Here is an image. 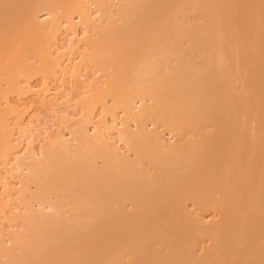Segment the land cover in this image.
Returning a JSON list of instances; mask_svg holds the SVG:
<instances>
[{
  "label": "bare ground",
  "instance_id": "bare-ground-1",
  "mask_svg": "<svg viewBox=\"0 0 264 264\" xmlns=\"http://www.w3.org/2000/svg\"><path fill=\"white\" fill-rule=\"evenodd\" d=\"M51 1L48 2L50 9L63 4L61 7L66 13L75 4L81 6L80 16L89 21L83 0ZM118 1L117 8H111L108 0H94L102 10V18L107 19L106 25L98 31L99 39L95 42L91 39L95 44L93 50L101 52L94 61L102 66L108 62V65H118L114 67L116 75L106 83L100 95L109 94L115 107L125 114H131V102L134 104L133 98L137 97L141 109L137 115V112L133 113L135 117L129 115L133 121L139 126L144 117L152 116L161 124L174 128L182 143L179 141V147L167 146L170 149L166 147L163 154L144 155L143 158L149 161L147 166L152 167V172L144 170L145 174L133 166V171L124 169L129 160L97 136L96 139L88 134L78 136L79 147L84 150L77 149L78 144L75 150L79 153L72 148L73 153H77L72 156V164L70 154H66L70 161L64 154L71 149L68 143L58 145L61 146L58 149L55 147L57 151L52 145L63 142L50 143L44 150L43 163L32 156L31 164H26L30 165L29 174L21 177V181L27 184L31 182L28 177L33 179L37 193L33 191L31 195L35 200L36 197L38 201L46 200L47 193V198L51 193V196H57L55 202L48 203L52 204L53 212L47 215L44 211V215L39 208L34 215L31 211L34 218L27 213L29 217L26 218L33 221L26 219L27 228L32 232L27 233L30 231L27 229L23 235L11 237V248L0 241L3 247L0 245V252L4 250L3 254L6 252L9 259V262L5 259L8 263L0 259V264H264V0ZM13 13L14 10L10 14L15 19L11 18L14 26L17 22L22 23ZM25 17L29 38L24 37L17 49L11 48L8 38L22 31L25 23L19 24L18 30L13 28V34L8 32V37L6 26L7 31H0V36L6 37L0 42V53L4 50L0 64L8 73L10 89L17 91L23 89L17 76L26 68L32 72H55L54 58L46 45V34L48 36L51 31L47 32L45 26L41 28L42 25L29 18L28 13ZM113 32H116L115 37L113 34L111 37L114 41L110 39ZM127 45L132 52H128V58L134 55L131 57L134 65H129V69L123 66L124 71L119 63L130 64L127 56L121 57ZM34 52L40 58V67L34 68L31 64L29 67L26 63L28 54ZM114 61L119 62L115 64ZM126 72L130 73L129 79ZM122 73H126V83L125 77L122 81ZM1 77L0 83L5 80ZM240 81L243 87L237 90ZM0 93L3 94L1 88ZM5 109L0 106V144L8 146L10 134L1 116L5 115ZM248 121L255 127L249 128ZM141 127L139 134L128 132L130 148L154 143L152 132V135L148 134L149 131ZM154 144L160 150L164 147ZM97 158L103 160V167L94 165ZM52 160H57V164ZM19 164L18 160L17 166L22 169L24 163ZM119 164L125 167L121 168ZM121 169L125 172L120 180L117 174ZM187 198L194 200L198 207L216 208L219 220L202 224L204 227L193 225V215L184 211L182 205L183 199ZM128 201L134 208L127 206ZM64 213H67L66 217ZM189 215L193 217L190 223ZM35 218L42 220L44 225L39 220L34 226ZM180 218L182 222L178 221ZM186 218L187 222L184 221ZM32 226L35 230H47L45 238L53 236L47 238L52 241L42 238L40 250L44 252L39 250V257H34L32 251ZM208 239L211 243H204V247L201 241ZM197 240L203 247L200 255L195 253V248H201L197 249ZM14 245L20 247L16 255L11 251ZM159 247L167 251L162 252ZM42 254H47L45 259Z\"/></svg>",
  "mask_w": 264,
  "mask_h": 264
},
{
  "label": "rangeland",
  "instance_id": "rangeland-1",
  "mask_svg": "<svg viewBox=\"0 0 264 264\" xmlns=\"http://www.w3.org/2000/svg\"><path fill=\"white\" fill-rule=\"evenodd\" d=\"M1 2L2 3L4 2V3L2 4ZM6 2L8 4H6ZM48 2L51 3L52 1L51 0H49V1L48 0H5V1L3 0V1H0V3H1L0 9L3 10V13L5 12L3 14L1 12L2 10H0V12H1L0 13L1 14V16H0V28L2 25V28L0 29V31L5 30V26H6L8 28L7 29L8 31L5 30V31H7L5 35L7 36L10 32H11L10 34H13L12 31H14V29L18 30L17 26H19V24L21 25L23 22L25 23V26H23L24 29L23 30L21 29L22 31H20V29H19L20 32H17L16 34H14L15 36L11 35L8 38V41L11 43V48L17 49V47L22 44L24 37H25V39L29 38L28 37L29 31L26 30L27 26H26V22H25L26 21L25 15H26V13H28L30 15L29 18H31L33 20L36 19V22L38 21L37 23L40 24V26L42 25L41 28L43 26H45L44 28L45 29L47 28V30H46L47 32H48V30L51 31L48 36L46 34V39L48 40V41L46 40L47 41L46 45L49 46L48 47L49 53H50L51 57L53 56L52 57V58H54L53 62H55V64H54L55 65L54 66L55 72L53 71L51 73H41V72H35V71L32 72L30 70V68H26V69L24 68L27 71L23 70L24 72L22 71V73H20L17 76L18 84H20V86L23 87V89L21 91L20 90L17 91V89L12 90V88L10 89L11 86H9L10 84L7 83V78H8L7 74L8 73H6L5 72L6 70L4 71V69H3L5 66H3L2 63L0 64V75L3 78L5 77V80H6V81L5 80L2 81V79H1L2 82L0 83L1 92L3 93L2 95L0 93V95H1L0 106L2 108H6L4 110L5 115L4 116L1 115V116H2V120H4L3 123L4 124L7 123L6 125L8 127V135L10 134L8 136V139L10 138L8 146L0 144V147H1L0 148V241L3 243L2 244L0 242V245L1 244L3 246L7 245L9 248H11V244L13 243V242L11 243V240L15 237L14 235H23L24 233L27 232V229H29V228H27L28 225L26 223V219L29 217L28 214H30V218L31 217L34 218V216H31V213L33 212L32 215H34V213L36 214L35 210H37L39 208H41V209H39L40 211L43 210V211H41L43 214H44V211H45V213H47V215H49V213L51 214L50 211L53 212V210L51 209L52 204L50 203L51 204L50 205L48 203L53 202L57 198V196L56 197L54 195L51 196L52 193L51 194L49 193L50 198H47L48 197V193H47V197L45 196L46 200L40 201L41 199L39 197L40 200L38 201L37 200L38 197H36V200H37L36 201L34 198L35 196L33 197V195H31V192L33 193V191L34 192L37 191V188L34 185L35 182L33 181V179H31V177H28V178H30L29 180H31V182L28 183L29 182L28 181L27 184L25 183V181H21L22 180L21 177L26 176L28 173V169L30 168V165L28 166L26 164H28L30 161L32 162V160H31L32 156L36 157V158L38 157L39 160L41 159L40 161H42L43 157H44L43 153H45L44 150H47V148L50 146L49 145L50 143L52 145V143L57 144L58 141L63 142V143H58L57 146L52 145L56 151H57L58 147L59 148L61 147L58 145L68 143V145L70 146L71 149L67 148L68 151H65L66 153H64V152L63 153L65 155L70 154L69 159L70 160L72 159L74 162V159H73L75 157L74 154L79 153V152H77L78 150H75L77 147V144L79 142L78 136L80 134L83 136L88 134L89 137L95 136L94 137L95 139L97 136L98 140H100L98 138V137H100L101 139H103L107 143L111 144L113 146V149L116 148L118 151L116 149H114V150H116L118 153H120V155L122 157H124V156L127 157V158L124 157V159L129 160V162L126 161L127 167L124 166L125 167L124 168V167H122L123 165H121V164H119V167L124 168V169H130L131 171H133L134 170L133 168H135L136 171H140V172L144 171V170H148V171L152 172V169H151L152 167H149L150 164H148V166H147V162H149V161L147 160V158L144 159L143 157L149 156V155L154 156L157 153L163 154L165 151L164 149L169 148L167 146L171 145L173 147H179V144L181 142V140H179V137L176 136L177 132L174 131V128H169L171 126L167 127L163 123L161 124V122L158 119L155 120L156 118H153L152 116H148V117L143 118L142 122H145V124L141 122L140 125L143 124V125H141L142 127L140 125L138 126L139 123L137 124L135 121H133L134 119L131 118L132 116H129V115L134 116V114H133L134 112L135 113L137 112L136 113V115H137L140 112L139 109H141L140 108L141 103L137 97H136V99L133 98L134 104H133V102H131L132 103L131 104V107H132L131 110H133L131 112V114H125V113H123L124 111L121 108H118V106L115 107L116 104L115 105L113 104L114 100H112L113 98L111 96H109V94H107L108 96L105 94V96L103 95V97H102V95H100V92L104 91V89L106 88V83L109 80H112L114 78V75H116V70H115L116 68H114V67L118 66L115 64L116 63L118 64L119 61L118 62L114 61V63L116 62L114 64L115 66L108 65L109 62L105 63L108 65L107 67L105 64L102 66L100 63L94 61L97 59L95 57H98V55L101 54V52L99 51V53H98L97 49L93 50L94 49L93 46L95 44L92 43L91 39L94 40L93 42H95L96 39L97 40L99 39L98 38V36H99L98 31L101 28L103 29V27L106 25V22H107L106 18H105L106 20L104 19V17L102 18V16H101L102 10L99 6H97L98 4L96 2L94 3V0H83L85 9L87 11L88 19H89V21H88L87 19L85 20V19H83V17L80 16L79 12L80 11L82 12L83 9H81L79 11V9L81 7V6L79 7V5L77 7V5L75 4V6H73L75 8L72 7L73 9L70 7V9H71V10H69L70 12L67 10L68 12L66 13V11H65L66 9L64 7H61L63 5L62 3H61L62 5L57 3L58 4L57 8L55 6H51V9H50V7H48V5L50 3L48 4ZM108 2H109V4L111 3V8L115 7L119 3L118 0H108ZM9 3H12V4H9ZM85 3L87 6L85 5ZM10 5H12V6H10ZM13 5L15 6V8H11V7H13ZM1 7H5V8L3 9ZM52 8H54V9H52ZM115 8H117V7H115ZM16 9L19 11H17ZM13 10L15 12V13H13V16L16 15V16H18L19 21H21V22L23 21L22 23H19L16 20V22H17L16 26H14V24H15L14 20L15 19L10 15V14H12ZM100 10H101V12H100ZM112 10H114V8ZM6 14H8V15H6ZM3 15H4V18L6 21H4V18H2ZM16 16H14V17H16ZM11 18L14 20L12 21ZM90 21H91V23H90ZM6 22H7V24H6ZM118 23H119V21H118ZM118 23L116 24L117 26H118ZM121 24L125 25L124 22H121ZM102 25H103V27H102ZM119 26H121V25L119 24ZM19 28H21V27L19 26ZM91 28H94V29H91ZM9 29H11V30H9ZM31 33H32V31H31ZM115 33L116 32L111 33L110 39L113 36L115 37ZM33 34H34V32H33ZM112 34H113V36H112ZM88 35H89L90 39H89V37H87ZM1 36L3 37V35H1ZM1 36H0V42L2 43L6 39V37L4 36L5 38L3 37V39H2ZM136 37H138V36H136ZM141 37H142V33H141ZM29 40H28V42H29ZM90 40H91V42H90ZM129 40H130V38H128V41ZM112 41H114V40H112ZM126 41H124V42H126ZM128 41L126 44L129 43ZM5 42L3 44H5ZM130 42H131V40H130ZM25 44H26V42H25ZM126 44H123V45L126 46ZM128 45L126 47L127 53H126V51H124V52L122 51L123 53H121V51H120L121 57L123 56L122 58H126L125 56H127V58H128V54L132 53L130 51L131 49L129 48L130 46H128ZM26 46H28V44ZM114 47H115V45L113 46V48ZM0 48H2V47H0ZM108 48H112V47L109 46ZM120 48H122V47H120ZM123 49H124V47H123ZM138 49H140V48H138ZM29 50L31 52V49H28V51ZM33 50H34V48H33ZM3 51L0 53V56L2 55L4 57ZM34 51L36 52V50H34ZM112 51H114V50H112ZM34 53H31L30 55L28 54V57H26L27 58L26 63L29 64V67H31V65H33L34 68H36V66L40 67V65H42L41 61L39 62L40 58H38L39 56L38 57L36 56L37 52L35 53V55H34ZM110 53H111V51H110ZM125 53H126V55H125ZM26 54H27V52H26ZM117 55H120V54H117ZM133 56L131 54V57H133ZM131 57L129 55V58L126 59V60L130 59L129 60L130 64H125L126 61L123 59L125 62L120 61L122 63H119L120 64L119 66L122 65V67L124 66L126 69H129L128 68L129 65L130 66H131V64L134 65V63H132L133 59ZM99 59H101V58H99ZM0 62H1V60H0ZM111 62H113V60ZM97 63L100 64L102 67L100 65H97ZM126 63H128V62H126ZM1 65L3 66V68ZM104 66L106 69L103 68ZM34 68H31V69H34ZM125 68H124V71H125ZM126 71H128V70H126ZM126 73H127L128 79H129L130 73L129 72H126ZM126 73L125 74L122 73L123 76H121V77H123L122 81L126 79L125 83H126V81H128V79L126 78ZM124 77H125V79H124ZM240 78H241V76H240ZM241 79H243V77ZM240 83H241V81L239 82V84ZM121 84H119L118 87H120ZM239 84H237L238 85V87H236L237 90L240 89V87H243V86H241L242 83L240 84V86H239ZM97 95H99L101 97L99 98V96H97ZM147 103H149V101H147ZM9 105L12 106L14 109L12 107H10ZM7 108H8V110H7ZM126 115H128V116H126ZM136 118H135V120H136ZM249 121H248L249 128H252V126L255 127L253 125L254 124L253 120H252L253 124H251V122H249ZM250 125H251V127H250ZM255 125H256V121H255ZM140 127L142 129L143 128L146 129L145 130L146 132L149 131L148 134H151V132H152L153 135L152 134L151 135L154 137H152L151 135L150 136L152 137L153 142L159 143L160 144L159 146L163 145L164 146L163 149L160 150L158 148V146H156L154 143H153L154 145L153 144L152 145H146L145 144V145H142L136 149L130 148L128 132H129V134H130V132L131 133L136 132L137 134H139L138 131L140 130ZM77 130L81 131V133H79V131H77ZM141 131H140V133H141ZM82 133H84V134H82ZM131 135H134V134H131ZM131 135H129V136H131ZM192 138H194V135ZM79 145L80 144H78V147H79ZM64 146L65 145H63V147ZM63 147H62V149L64 150ZM72 148H73V151L77 152V153H73ZM160 148H162V146ZM62 149H61V151H63ZM77 149L84 150L83 148H81V146ZM156 150H159V151H156ZM2 151L5 153L4 155L2 154L3 153ZM60 152L58 151V153H60ZM80 152H82V151H80ZM137 154H138V156H136ZM67 155H66V158H67ZM73 155H74V157H72ZM193 155H195V154L193 153ZM193 155H191V156L193 157ZM61 156L63 157V154H61ZM36 158H33V159H36ZM138 158L140 160H138ZM18 160H19L20 164H22V162L24 163L23 164L24 167L23 166L21 167L22 169H20L17 166ZM21 160H22V162H21ZM68 160H65V161H68ZM72 160L70 162L71 164L73 163ZM137 160L139 161V163ZM52 161L55 164V162L57 160H55V161L52 160ZM134 161L135 162L137 161V163L134 164ZM31 162L29 164H31ZM42 163H43V161H42ZM128 163H130V164H128ZM56 164H57V162H56ZM95 164H97V166L100 167V166L104 165V162L102 159L101 160L98 159L97 163L94 162V165ZM138 165L139 166L141 165V166L139 167ZM132 166H133V168H132ZM136 166H138V167H136ZM140 168H142V169L140 170ZM122 170L123 169H121L120 173L118 172V174H117V178H119L120 180H121V177L123 178V174H124L123 172H125L124 170L123 171ZM142 173L145 174V171ZM146 173H148V172H146ZM118 175L120 177H118ZM22 188L23 189L25 188L27 191L23 190ZM67 188H64V189H67ZM36 193L37 192H35V194ZM22 194H24V195H22ZM24 197L26 199L28 197V199L25 200ZM43 197H41V198L44 199ZM31 198H33L34 200H32ZM184 200H186V199H183V201H182L183 204L181 202V204L184 206V208L183 207L182 208L184 209V211L186 209L187 213L190 212L191 215H193V217H194L193 220H195V221H192L191 218H193V217L190 218V215H189L188 219L190 218V221L188 220V223H190L192 221L193 225L200 224L199 226L201 227L202 224L203 225L205 223L211 224V223L216 222V220H219L220 214H218V212L215 210L216 208H214V207L210 208V206H208V205H207V207L206 206L198 207L199 205L197 206V204L194 203L193 202L194 200L192 201L191 198H189V199L187 198V200L184 204ZM126 205H127V202H126ZM130 205L131 204L128 201L127 206L131 207L132 205L131 206ZM127 206H125V207H127ZM39 210H37V211H39ZM41 212H39V213H41ZM185 214L183 216H185ZM66 215H67V213H64L63 216L66 217ZM194 215H197V217ZM185 217H183V218H185ZM36 218H38V217H36ZM29 219H27V220L29 221ZM199 219L201 220V222H199L200 221ZM39 220L40 219H38L37 222L34 220V222H36V224H34V226L37 225V223H39ZM182 220L183 219L178 220V221L182 222ZM196 220H199V221L196 223ZM40 221H41L40 223H42V220H40ZM178 221L176 220V223ZM184 221L187 222V218H186V220L184 219ZM31 222H33V221L31 220ZM80 223H78V224H80ZM83 224H85V223H83ZM203 225H202V227H204ZM33 229H34L33 234H32L33 237L31 239L32 240V242H31L32 243V251L35 253L34 257H39V256H41L40 252L42 251V249L40 250V248L42 247L41 246V243L43 241L42 238L46 237V236H44L45 235L44 232H46L47 230L44 231L42 229L40 230L37 228L35 230V227H33ZM31 232H32V229L27 233H31ZM49 232H47V234H46L47 236L49 235ZM49 236L47 238H49ZM11 237H13V238H11ZM52 237L53 236L51 234L50 238H52ZM47 238H45V239H47ZM47 240L52 241V239H47ZM198 241L199 240H197V242ZM31 243L29 246H31ZM46 243H48V242L46 241ZM199 243L200 242H198V244ZM204 243L209 244V243H211V241H209V239L206 241L205 240L201 241V244L203 246H204ZM198 244L196 245V247L198 246L197 249L200 247L201 248L198 250H196V248H195V253H197V255L199 253L201 254L203 251L202 245L199 244L200 245L199 246ZM2 245H1V247H2ZM8 247H7V251L9 250ZM17 247L16 246H15V248L13 247L12 248L13 250L10 249L11 251H13V253H15V255L17 252L19 253V251H20V249H19L20 247H18V248ZM47 247H48V245H47ZM159 248H161V247H159ZM30 249H31V247H30ZM5 250H6V248H5ZM39 250H40V252H39ZM161 250H162V252L167 251L166 249H162V248H161ZM3 252H4V250L3 251L1 250L0 255L2 257L0 256L1 257L0 259H3V260L6 259L8 261L9 260L8 256L5 255L6 252L4 254H3ZM42 252H44V251H42ZM43 254H42V257L47 256V254L46 255H43ZM50 254L52 255V253H50ZM47 258L49 259V256ZM40 259H41V257H40ZM44 259H45V257H44ZM6 260L4 262H7ZM42 260H43V258H42ZM48 261H50V259ZM7 263H4V264H7ZM123 264H125V263H123Z\"/></svg>",
  "mask_w": 264,
  "mask_h": 264
}]
</instances>
